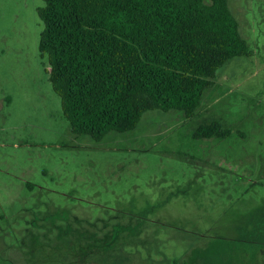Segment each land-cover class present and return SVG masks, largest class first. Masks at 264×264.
<instances>
[{
	"label": "rangeland",
	"instance_id": "obj_1",
	"mask_svg": "<svg viewBox=\"0 0 264 264\" xmlns=\"http://www.w3.org/2000/svg\"><path fill=\"white\" fill-rule=\"evenodd\" d=\"M228 3L248 53L194 111L148 110L94 140L48 79L43 0H0V264H184L261 220L264 0Z\"/></svg>",
	"mask_w": 264,
	"mask_h": 264
},
{
	"label": "trees",
	"instance_id": "obj_2",
	"mask_svg": "<svg viewBox=\"0 0 264 264\" xmlns=\"http://www.w3.org/2000/svg\"><path fill=\"white\" fill-rule=\"evenodd\" d=\"M37 15L63 116L94 140L135 128L148 110L190 115L218 70L248 53L228 0H43ZM210 127L200 136L223 137ZM260 218L184 264H263Z\"/></svg>",
	"mask_w": 264,
	"mask_h": 264
}]
</instances>
